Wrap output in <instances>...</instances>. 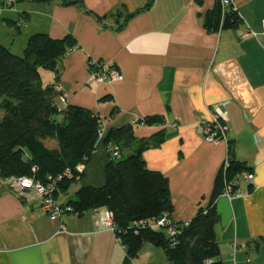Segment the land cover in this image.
<instances>
[{"label":"crops","instance_id":"0c3cea01","mask_svg":"<svg viewBox=\"0 0 264 264\" xmlns=\"http://www.w3.org/2000/svg\"><path fill=\"white\" fill-rule=\"evenodd\" d=\"M243 23L210 32L205 15L215 0H0V43L21 55L36 32L71 35L76 46L46 84L67 104L98 114L105 131L131 124L137 139L161 142L143 151L150 170L168 181L175 221L191 219L209 204L228 153L224 141L210 143L200 121L220 105L234 160L254 174L217 211L214 233L222 264H264V0H229ZM229 4V5H230ZM252 31L247 36L244 32ZM105 59L123 76L112 83L89 80L88 63ZM3 111L0 110V118ZM142 117H157L137 124ZM50 147L55 140H46ZM84 175L57 196L66 204L80 186H101L107 158L95 157ZM134 146L125 149L128 153ZM97 158V160H95ZM0 177V264H171L164 250L144 242L133 257L108 229L104 207L64 212L51 220L31 189Z\"/></svg>","mask_w":264,"mask_h":264},{"label":"trees","instance_id":"16d2710c","mask_svg":"<svg viewBox=\"0 0 264 264\" xmlns=\"http://www.w3.org/2000/svg\"><path fill=\"white\" fill-rule=\"evenodd\" d=\"M48 2L54 0H36ZM63 4L78 0H60ZM243 20L233 5L222 7L220 0L205 15L204 25L210 32L236 30ZM76 46L73 36L53 38L47 33L31 34L21 55L0 43V177H32L46 182L57 178L59 189L84 175V168L101 142L107 150L104 163V183L101 186H80L66 203L74 212L104 207L115 226V235L133 257L144 242L161 247L171 264H222L214 233L215 201L219 197L223 179H215L209 204L186 221L171 217L172 202L167 178L159 171L147 168L143 151L164 135L158 133L154 141L137 139L132 125L111 127L105 131L102 118L79 105H61L59 91L53 85H43L40 69L59 76L58 64ZM157 117L139 118L137 124H149ZM103 134L99 138V131ZM46 140H55L50 147ZM134 146L128 153L123 151ZM233 145L228 141L230 160L227 176L249 170L234 160ZM118 156H114V152ZM69 172V175L67 173ZM57 201V196H56ZM166 214L175 228L174 235L166 227L153 229L149 222Z\"/></svg>","mask_w":264,"mask_h":264},{"label":"built area","instance_id":"2783aa9c","mask_svg":"<svg viewBox=\"0 0 264 264\" xmlns=\"http://www.w3.org/2000/svg\"><path fill=\"white\" fill-rule=\"evenodd\" d=\"M220 2L222 7H226L230 4L229 0H220ZM250 33H252V31L244 32L243 36H247ZM88 69L89 79L96 83H112L123 78L122 74L114 66H112L109 61L105 59L91 60L88 63ZM61 101H66L64 95H62ZM197 129L206 141L210 143H218L220 141H224L227 144L228 149L227 113L226 110L222 108V106H214L211 109L210 117L207 120L200 121L198 123ZM102 134L103 129L99 131V138H101ZM114 156H118V152L115 151ZM229 165L230 160L229 155L227 154L220 167V174L223 179V187L219 196L225 197L228 200L232 199L236 195H239L238 193H236L235 188L239 185V182L241 180L247 181L248 183L252 184L254 179L253 172L245 169L231 175L230 177L227 176L226 172L229 168ZM83 169L84 165L80 164L77 166L78 171H82ZM67 175H69V172L67 173ZM60 179L61 177H57L56 179L48 177L46 182H41L35 180L32 177L21 176L14 178L13 181L18 188L33 190L37 197L40 199V206L42 211L46 213L51 220H55L66 211L73 212V208L71 206L61 204L56 201V196L62 194V191L59 189L57 183ZM140 223H143V225H149L153 229L166 227L167 232L170 235H174V233L176 232L166 214L161 215L157 219H151L149 220V222L141 221ZM108 229L115 234V226L113 222L110 221Z\"/></svg>","mask_w":264,"mask_h":264},{"label":"rangeland","instance_id":"374dc122","mask_svg":"<svg viewBox=\"0 0 264 264\" xmlns=\"http://www.w3.org/2000/svg\"><path fill=\"white\" fill-rule=\"evenodd\" d=\"M40 73H41V79H42L43 83L46 84V82H47V77H48L50 71L45 70V69H40ZM88 73H89V69H88ZM89 80H90V79H89ZM91 81H92V80H91ZM103 127H104V126H103ZM102 148H103V147H101V149L98 150L97 155H95V157H102V158H105V159H106V158H108V157H107V155L105 154V152H104V150H103ZM95 160H97V158H95ZM76 183H78V181L75 182L74 184H76ZM69 206H71V205H69ZM67 212H68V211H67Z\"/></svg>","mask_w":264,"mask_h":264},{"label":"water","instance_id":"95a60500","mask_svg":"<svg viewBox=\"0 0 264 264\" xmlns=\"http://www.w3.org/2000/svg\"><path fill=\"white\" fill-rule=\"evenodd\" d=\"M228 199L225 198V197H221L218 202H217V211L220 212V213H224V204L225 202H227Z\"/></svg>","mask_w":264,"mask_h":264},{"label":"bare ground","instance_id":"6f19581e","mask_svg":"<svg viewBox=\"0 0 264 264\" xmlns=\"http://www.w3.org/2000/svg\"><path fill=\"white\" fill-rule=\"evenodd\" d=\"M229 141V140H228Z\"/></svg>","mask_w":264,"mask_h":264}]
</instances>
